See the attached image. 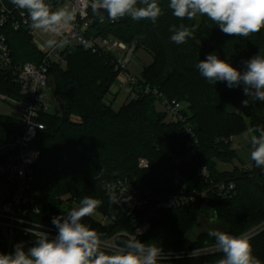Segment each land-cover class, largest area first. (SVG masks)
<instances>
[{
	"label": "trees",
	"instance_id": "obj_1",
	"mask_svg": "<svg viewBox=\"0 0 264 264\" xmlns=\"http://www.w3.org/2000/svg\"><path fill=\"white\" fill-rule=\"evenodd\" d=\"M53 10L58 0H48ZM161 15L155 24L151 21H133L125 17L100 23L90 10L91 29L96 35L114 36L125 41L134 52L143 48L151 53L152 63L145 65L139 76L136 95L114 109L107 96L119 72L115 70L111 55H100L82 46L70 45L61 52L65 64L53 63L50 69L54 92L65 105L67 117L46 113L41 116L45 129L33 142L39 151L34 166L29 207L37 206L38 214L29 216L52 225L54 216L66 214L73 207L71 202L89 196L99 200L95 210L112 220L103 226L91 216L82 223L95 230L101 238H108L118 231H130V212L110 202L104 189L108 182L118 178L135 177L160 195L171 193L177 185L173 174L178 171L180 185L189 193L195 189L212 187L199 174L204 168L213 184L234 182L235 194L221 199L214 187L210 191V210L227 228L217 229L240 236L264 222V168H257L252 161L250 168L234 166L220 170L218 164L233 163L238 159L232 148V137L249 127H264V102L251 101L239 88H228L226 82L215 84L203 78L196 64L215 53L243 71L244 61L264 54V29L247 38L228 36L206 16L194 20H180L172 15L169 0H157ZM14 8L11 0H0ZM184 24L193 31V37L184 44L171 41L170 26ZM6 34L17 63L37 62L43 57L33 42L30 26L13 29L10 23L0 28ZM148 88V91H147ZM157 89L168 99L189 104L186 115L194 126L198 144L196 153L178 165L175 156L186 153L190 138L184 135L183 124L170 122L166 114L157 109L159 103L153 90ZM0 93L19 97L20 89L13 83L9 70L0 67ZM160 104V103H159ZM79 116L77 122L71 116ZM17 116L0 114V139L20 132ZM251 146V145H250ZM148 160L140 168V159ZM70 204L63 205V196ZM116 219H112L113 211ZM199 203L179 206L162 212L151 219V230L139 239L154 243L163 250H195L215 244L208 232L195 239L188 237L200 215ZM54 227V226H53ZM249 242L253 255L264 264V229L251 236ZM33 244L34 238L25 237ZM222 253L215 252L178 260L176 264H216Z\"/></svg>",
	"mask_w": 264,
	"mask_h": 264
},
{
	"label": "built area",
	"instance_id": "obj_2",
	"mask_svg": "<svg viewBox=\"0 0 264 264\" xmlns=\"http://www.w3.org/2000/svg\"><path fill=\"white\" fill-rule=\"evenodd\" d=\"M59 5L55 10L63 8L75 12V20L64 30L62 36H53L50 39H66L67 43L63 47L48 48L45 46V39L40 30L30 27V34L36 47L43 53V57L37 62L15 63L13 50L9 44L7 36L0 29V67L9 70L13 83L20 89L19 97L0 93V99L20 112L21 130L0 139V253H12L14 245L24 242L25 250L32 245L25 241V229L33 224L41 225L42 230L47 231L50 237H55L57 229L51 225L39 222L29 216L38 214L40 209L37 206L29 207L30 189L34 179V166L39 158V151L33 146L39 132L45 129V124L41 121V116L46 113L61 115L57 95L51 99L47 93V88H52L50 69L53 63L65 64V59L61 52L70 45L82 46L86 50L100 55H111L115 70L126 74L124 82L128 86L129 94L134 97L138 89L139 79L137 76L127 71L128 64L134 53V47L114 36L96 35L92 32V18L90 16V0H58ZM20 9L16 6L9 8L2 4L0 13V28L10 23L13 29L19 30L22 26H30L27 13L21 15ZM83 41V42H82ZM53 89V88H52ZM148 91V88H147ZM159 103L163 107L162 111L166 114L170 122L182 123L184 135L190 138L188 143L189 150L181 155L175 156L176 164L180 165L188 161L195 153L198 139L194 132V126L188 122L186 111L189 105L176 99H168L157 89L153 90ZM53 102L56 103V110L52 111ZM233 142V140H232ZM232 148L234 146L232 145ZM147 159H140V168L148 167ZM250 164H244L243 168H250ZM206 182L212 187L202 190L195 189L189 193L181 187L180 175L178 171L173 174L177 185L176 190L171 193L160 195L141 180L135 177L118 178L108 182L104 189L108 196H115L122 200L124 195L130 196L128 203L116 204L130 212L131 230L118 231L108 238H101L105 248L114 244H119L129 235H135L136 230H141L142 234L138 238L145 236L151 230V219L159 217L162 212L179 206H187L199 203V211L205 214L210 210V191L214 187L218 190L221 199H226L235 194L236 185L234 182H219L213 184L208 171L204 168L199 172ZM63 205L70 204L69 196H63ZM72 207H78L76 201L71 202ZM96 221L103 225H108L91 215ZM108 218L105 216L104 220ZM23 221V223H21ZM110 224V223H109ZM264 229V222L243 234L250 238ZM165 257L159 264H176L178 260L206 255L218 252L214 245L205 246L195 250H163Z\"/></svg>",
	"mask_w": 264,
	"mask_h": 264
},
{
	"label": "clouds",
	"instance_id": "obj_3",
	"mask_svg": "<svg viewBox=\"0 0 264 264\" xmlns=\"http://www.w3.org/2000/svg\"><path fill=\"white\" fill-rule=\"evenodd\" d=\"M11 2L22 10L21 15L27 13L32 29L53 36H62L63 30L75 20L74 11L63 8L53 10L48 0ZM90 7L100 23L105 22L104 13L110 22L130 17L133 21L147 20L153 24L163 15L157 0H90ZM168 7L172 15L180 20L206 16L228 36L247 38L264 29V0H169ZM169 31L173 33L171 41L178 45L193 37V31L184 24L178 28L172 25ZM66 43V39H48L45 46L63 47ZM243 63L245 68L241 71L215 53H210L196 64V68L210 83L226 82L230 89L242 86L243 94L248 98L242 101L244 107L251 101L264 102V54L258 53ZM245 134L250 137V159L257 168H264V127H249ZM130 200V196L124 195L122 200L110 196V202L115 204ZM100 203L85 196L78 207L54 216L51 220L57 229L54 238L42 230L41 225L33 224L26 228V234L34 238L32 246L25 250L24 242L16 243L12 253H0V264H159L165 252L154 243L142 242L138 238L142 234L139 229L119 244L109 248L102 246L100 235L82 223ZM110 211H113L112 219L115 220L114 210ZM208 236L215 239L214 247L222 253L216 264H261L253 255L247 236H235L220 230H209Z\"/></svg>",
	"mask_w": 264,
	"mask_h": 264
},
{
	"label": "rangeland",
	"instance_id": "obj_4",
	"mask_svg": "<svg viewBox=\"0 0 264 264\" xmlns=\"http://www.w3.org/2000/svg\"><path fill=\"white\" fill-rule=\"evenodd\" d=\"M40 32H41L42 36L45 39L48 40V39L51 38V34L44 33L42 31H40ZM152 61H153V57H152L151 53H149L147 50H145L143 48H140V49H138L135 52L132 61L128 64V69L130 70V72L133 75L137 76V78L139 79V76L141 75L143 67L145 65H149L150 63H152ZM50 84H51L52 88H54L55 84H54L53 77H51ZM113 85H114V87L116 89H119V93H118V97L119 98H117L118 101L114 100V98L112 97V94H111L110 98L113 101L114 109H119L124 103H126V102H128L130 100V95H129V92L127 90L128 86L126 84H124V80L120 79L119 77H117V79H116V81L114 82ZM137 87L139 88V86H137ZM52 88H47V90H46L51 99L56 97V94H55V92H54V90ZM109 93H110V91H109ZM57 100H58V98H57ZM108 102H110V101H108ZM55 104L56 103L53 102L54 106L52 108V111L56 110ZM58 104H59V102H58ZM157 109H159V110L163 109L161 104L157 103ZM59 110H61L60 109V105H59ZM0 114L13 115V116H17L18 117L20 115V112L14 106H12V105H10V104H8L6 102H3L0 99ZM80 119L81 118L79 116H74V115L71 116V120L72 121H75V122L77 121L78 122ZM245 133L246 132H244V133H242L240 135H237V136H233L234 137L233 138V144L236 147L240 146L242 151H244V150L247 151L249 149L250 145H251L250 144V137L247 136ZM241 164H242V162H241ZM218 165H219V169L220 170H228L230 168L229 164L219 163ZM233 165L234 166H238L239 165V160L235 159L233 161ZM211 212L212 211H209V212H206L204 215L200 214L198 216L197 221H196L193 229H191V231L188 232V237L189 238L195 239L200 233L206 232V231H209V230H217V229H225V228H227L226 224H224L223 222H220V221L211 222L210 219H211V216L213 215V213H211ZM92 215L96 216L97 218L99 217V219H101L103 221H106L104 223L108 222V225H109V223L110 224L112 223V220H111V218L109 216H107L106 214L101 213V212H99L97 210H94V213ZM105 216L108 218L107 220H104ZM103 226H106V225H103Z\"/></svg>",
	"mask_w": 264,
	"mask_h": 264
},
{
	"label": "crops",
	"instance_id": "obj_5",
	"mask_svg": "<svg viewBox=\"0 0 264 264\" xmlns=\"http://www.w3.org/2000/svg\"><path fill=\"white\" fill-rule=\"evenodd\" d=\"M134 54H135V52H134ZM134 54L132 55L130 62L132 61ZM127 71L129 73H131L130 70L128 69V67H127ZM118 77L120 79H123L124 80L125 77H126V74L125 73H123V74L119 73L118 74ZM124 84H126V83L124 82ZM118 93H119V89H116L114 87V85H112L111 86V89H110V93L107 96V100L110 101V103H113V101L110 98L111 97V94H112V97L114 98V100H117L118 101V99H117V98H119L118 97ZM233 138L234 137H232V140H233ZM233 146H234V148H235V150L237 152V156H238V160H239V165L238 166H244V164H251L252 163V160L250 159L251 146L249 147V149L247 151H245V150L242 151L241 148H240V146L239 147L238 146L236 147L234 144H233ZM241 162H242V164H241ZM223 164H229V167L230 168L228 170H232V168L234 167L233 163H223ZM218 168H219V165H218Z\"/></svg>",
	"mask_w": 264,
	"mask_h": 264
},
{
	"label": "water",
	"instance_id": "obj_6",
	"mask_svg": "<svg viewBox=\"0 0 264 264\" xmlns=\"http://www.w3.org/2000/svg\"><path fill=\"white\" fill-rule=\"evenodd\" d=\"M57 98H58V102H59V105H60V109H61L62 116H63L64 118H66V117H67V114H66V111H65V105H64V103L62 102V100H61L59 97H57ZM210 221H211V222H216V221H218V216H217L216 213H214V214L211 216Z\"/></svg>",
	"mask_w": 264,
	"mask_h": 264
}]
</instances>
